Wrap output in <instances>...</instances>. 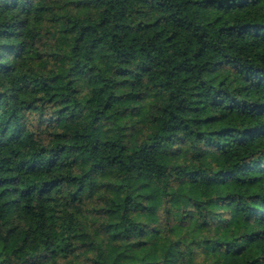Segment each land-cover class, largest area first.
<instances>
[{"label": "trees", "instance_id": "16d2710c", "mask_svg": "<svg viewBox=\"0 0 264 264\" xmlns=\"http://www.w3.org/2000/svg\"><path fill=\"white\" fill-rule=\"evenodd\" d=\"M0 264H264V0H0Z\"/></svg>", "mask_w": 264, "mask_h": 264}]
</instances>
